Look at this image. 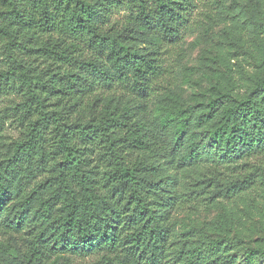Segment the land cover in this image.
Masks as SVG:
<instances>
[{
    "label": "trees",
    "instance_id": "1",
    "mask_svg": "<svg viewBox=\"0 0 264 264\" xmlns=\"http://www.w3.org/2000/svg\"><path fill=\"white\" fill-rule=\"evenodd\" d=\"M224 2L0 0V264H264V237L176 228L264 183V74L178 94ZM244 15L263 35L264 0Z\"/></svg>",
    "mask_w": 264,
    "mask_h": 264
},
{
    "label": "rangeland",
    "instance_id": "2",
    "mask_svg": "<svg viewBox=\"0 0 264 264\" xmlns=\"http://www.w3.org/2000/svg\"><path fill=\"white\" fill-rule=\"evenodd\" d=\"M224 1L214 21L193 28L185 36L178 84L181 104L205 96L214 83L243 96L264 74V34L242 27L247 0ZM204 170L201 165L196 174ZM190 173L185 167H167L166 177L183 189ZM175 218L179 233L194 226L209 233H239L247 240L264 237V183L231 201H219L196 213L180 212Z\"/></svg>",
    "mask_w": 264,
    "mask_h": 264
}]
</instances>
